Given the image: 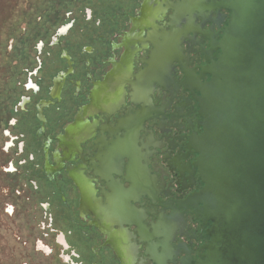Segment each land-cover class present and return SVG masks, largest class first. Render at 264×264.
I'll return each mask as SVG.
<instances>
[{
    "label": "flooded vegetation",
    "instance_id": "af4514ba",
    "mask_svg": "<svg viewBox=\"0 0 264 264\" xmlns=\"http://www.w3.org/2000/svg\"><path fill=\"white\" fill-rule=\"evenodd\" d=\"M142 2L138 0L137 8L132 13L118 5L104 9V16L96 17L93 10L87 8L91 12L88 20H93V23L102 28L106 16L111 22L110 18L116 12L119 15L121 12L127 20L135 22L136 13L142 10ZM150 3L153 8H148L143 14L142 27L149 26L151 30L144 32L142 37L139 30L138 36L131 39L130 44L126 45L125 61L117 65L112 58L115 55L113 52L101 61L102 64L109 66L115 64L120 72L115 84L121 89L128 86L130 92L120 89L122 94L120 100H122L119 101V105V102L117 103L118 107L116 106L114 110L104 104H101L100 108H93L87 102L84 103L87 107L84 111L83 104L78 105L76 112L61 129L64 131L63 134L68 129L71 132L74 123L80 122L83 130L74 140L71 151L61 157L59 163L64 164L72 160L74 152L79 151L76 146L82 142L84 150L80 149L78 158H81L85 173L79 175L83 181L81 185L85 190L97 195V200H94L96 207L95 203L93 204L94 210H97V220L92 227H95L101 235L99 247L110 248L123 264H196L197 262L202 264L206 260L204 254L210 242L207 230L211 222L206 221V223L190 202L191 198L204 187L197 171L198 153L193 145L195 137L201 134L203 120L199 106L201 95L199 83L208 82L211 78V75L207 74V69L212 61L218 60L221 55L219 42L231 17V11L221 6L222 0H150ZM141 13L142 11L139 17ZM72 14L73 12L68 14L70 21L57 29L58 32L56 31L52 36L53 41L51 38L49 43V45L53 43L49 48L54 46L60 48L58 59L65 62H63L64 70L61 69V72L53 77L49 92L58 102L61 83H70L71 86H75L74 99H81L78 100L81 103L83 99H89V94L95 93L93 92L95 89L82 86L79 83L81 78L75 80L69 77L75 73V66L78 69L81 64L87 65V62H83L85 58L83 61L82 58L76 60L69 53L70 50L63 46L64 42L56 41L57 35H65L74 29L77 19L70 17ZM116 14L115 16H119ZM40 19L39 17L38 20ZM156 21L160 24L154 25ZM25 26L24 24L21 28L22 31L26 29ZM149 32L155 35L153 39L148 35ZM122 33H119V36ZM99 37L104 39L105 32L99 33ZM165 38L169 43L171 42L175 50L174 53H170L165 63V72L161 77L146 74L145 78L143 77L146 79V84L143 82L144 79L139 81L136 75L147 67L146 61L150 60L152 50L155 49L153 43L161 48L162 45L167 47ZM10 42L12 50L13 40ZM118 48L120 47H114L115 50ZM84 49H81L80 53H86ZM37 50L41 53L42 47L39 45ZM40 53L35 57L36 67L33 69L34 72H30L32 77L37 76L42 67L43 62L39 61ZM89 61V65L93 64L90 59ZM113 69L108 70L107 74L104 73L100 79H94L96 74H92L89 68H85L87 72L84 75L91 88L104 87L105 82L112 79ZM32 77L28 81L30 88L34 82ZM112 81L114 82V79ZM38 92L40 89L35 93ZM83 92L85 96H82ZM30 99L31 97L28 102ZM19 105L22 107L21 104ZM59 110H62L61 115H63L64 109ZM38 111L37 119L42 121V108L39 103ZM83 111L84 114L80 115ZM120 113H123L122 117ZM116 114H119V117L115 118ZM12 121H14L13 125L18 122L14 119ZM120 129L125 130L119 131ZM38 130H41V127ZM6 132L9 133V129ZM58 136V134L54 136L49 134L42 143L45 146L46 139L50 137L49 152H52L53 160L55 147L52 149V144L53 141L58 144ZM20 138L19 135H16L15 139L12 138L10 148L13 147L14 140L23 142ZM128 143L144 157L141 165L143 174L139 177L135 174L137 162L133 159L134 162L131 161L129 164V160L123 158L126 151L121 155L120 162L119 159L117 160V149L121 146L126 148ZM10 148H7V151ZM129 150L131 153V149ZM30 156L35 160L33 152L29 154ZM54 165L57 166L58 162ZM15 169L14 172L19 171L18 168ZM90 171L91 175H89ZM118 172L121 173L120 176L116 174ZM68 173L67 170L66 176ZM58 174L59 172L55 173ZM67 177L68 180L72 179L69 175ZM54 178L57 179L56 176ZM109 187L113 188V192ZM112 194L114 197L111 198ZM137 203L139 206L136 205ZM121 205L124 210H120ZM134 211L139 213L137 216L139 219L133 217ZM120 212L125 213L126 222H122ZM132 222H138L139 226ZM50 224V228L57 233L53 223ZM91 225L89 222H84L81 226L90 230ZM103 235L106 239L102 238Z\"/></svg>",
    "mask_w": 264,
    "mask_h": 264
},
{
    "label": "water",
    "instance_id": "95a60500",
    "mask_svg": "<svg viewBox=\"0 0 264 264\" xmlns=\"http://www.w3.org/2000/svg\"><path fill=\"white\" fill-rule=\"evenodd\" d=\"M142 1L141 17L139 11L135 22L127 21L122 30L124 32H121L122 35L109 53H115L112 58L117 65L125 61L126 45L130 44L134 36H138V31L141 30L142 37L150 29L149 26L142 27V20L146 10L153 7L150 0ZM221 6L231 11V17L219 42L221 55L207 69V74L211 75L210 80L198 82L201 91L200 114L203 120L201 134L195 137L193 145L198 153L197 171L204 187L190 202L205 222H211L207 230L210 242L204 254L206 260L202 264H264V0H222ZM157 24L160 23L156 21L154 25ZM171 26L173 27L172 24ZM148 35L152 39L155 36L153 32ZM165 45L167 47L162 45L161 48L153 43L155 49L152 50L150 60L146 61L147 67L136 75L139 81L146 74L152 77L163 75L170 53L175 52L171 42L167 40ZM117 46L120 48L115 50L114 47ZM115 67L114 63L111 66H101L94 79L102 78L104 73L107 74L108 70L114 68L111 71L114 82L112 79L107 80L104 87L91 88L90 85L89 88L95 89L93 92L97 95L90 93L89 99H83V103L78 104H83L82 110H87L84 106L87 102L93 108H100L101 104L112 110L118 107L123 88H118L115 84V79L120 77V72ZM143 82L146 84V79ZM127 87L123 90L130 92ZM77 109L78 106L74 112ZM116 116L119 117V114L114 115L115 118ZM122 116L123 113H120V117ZM72 127L71 132L68 129L63 134L62 131L58 144L55 142L52 147H55L53 154L59 161L71 151L74 140L82 133L80 122H75ZM121 130L125 129L119 131ZM76 149L84 150L82 142ZM79 151L74 152L72 160L62 165L78 185L80 224L91 223V229L87 230L100 239L101 235L92 227L97 220V210L93 206L97 195L81 185L83 181L79 175L82 176L85 171L82 169L81 158H78ZM125 151L123 158L128 159L129 164L134 159L137 162L135 174L137 177L141 176L143 155L128 143L126 148L121 146L116 151L119 162ZM116 174L121 175L119 172ZM109 189L113 192V188ZM136 205L139 206V203ZM120 210H124L122 205ZM120 213L122 222H126L125 213ZM132 215L139 219L138 212L134 211ZM132 223L139 226L138 222ZM102 238L106 239V236L103 235ZM115 254L113 252V264H123Z\"/></svg>",
    "mask_w": 264,
    "mask_h": 264
},
{
    "label": "rangeland",
    "instance_id": "374dc122",
    "mask_svg": "<svg viewBox=\"0 0 264 264\" xmlns=\"http://www.w3.org/2000/svg\"><path fill=\"white\" fill-rule=\"evenodd\" d=\"M110 1H113L111 7L106 0H77L76 5H72L73 14L70 17H76L78 25L65 35H57L56 41L64 42L63 46L70 50L69 53L76 60L82 58L83 61L85 58L83 62H87V65L81 64L79 71L75 66V73L69 78H81L79 83L87 89L91 84L84 75L87 72L85 68L97 75L103 65L101 61L107 58L128 21L121 12L120 15L116 12L119 16L114 14V18H110L111 22L106 16L100 28L93 20H88L91 13L89 9L96 16H104V9L119 5L132 13L138 3V0H116V4L115 0ZM43 5L40 0H0V112L3 113L5 104L9 102L12 105L18 98L22 105L18 104L21 109L17 124L9 122V133L6 132L5 123L0 124V264H113V252L108 247H99L100 240L80 224L76 181L69 173L72 182L67 179V170L61 163L58 162L56 166L46 161L50 137L46 139L45 146L42 143L47 135L60 134L64 123L69 121L77 108L78 100H81L74 99L75 86L70 83H61L62 90L58 95L62 99L60 102V99L57 102L46 90L53 80H50L56 70L53 68L64 70V63L58 59L60 48H49L53 43L45 45L42 41L39 44L42 47L41 53L37 50L38 44L37 48L27 50L30 63L36 61L35 56L39 53V61L44 62L45 68L37 76H30V72L27 76V82L31 77L34 82L39 76L45 78L43 88H46L38 93L29 90L30 85H21L25 79L24 66L21 64L23 59H20L23 57L19 52L16 55L9 53L12 40H7L9 35L6 37L8 24L15 23L18 31L24 26L30 12ZM85 6L89 9H85ZM103 32L104 39L99 37V33ZM81 49L86 50V53H80ZM89 59L93 64L89 65ZM39 61L37 63L40 64ZM37 102L42 108L40 126L36 121L39 112ZM59 109H64L63 115ZM39 127L41 130H38ZM16 135L21 137L24 145L14 140L10 148L12 138L15 139ZM54 144L55 141L52 147ZM7 148L10 149L7 151ZM31 152L35 154V160L29 157ZM51 155L52 152H49V160L53 162ZM54 161L56 164L55 158ZM15 167L19 169L18 172H14ZM57 172L59 174L55 175ZM50 223H53L57 233L63 231L71 247L66 248L57 242L59 236L50 228Z\"/></svg>",
    "mask_w": 264,
    "mask_h": 264
},
{
    "label": "trees",
    "instance_id": "16d2710c",
    "mask_svg": "<svg viewBox=\"0 0 264 264\" xmlns=\"http://www.w3.org/2000/svg\"><path fill=\"white\" fill-rule=\"evenodd\" d=\"M77 0H41V3L43 2L44 5L35 8V11H31L29 14V17L27 20L24 21V24L26 25V29L22 31V29H19L16 31V26L15 23L8 24V28L6 29V37L9 35V40H13V48L11 52H9L11 55L17 54V52L20 53V56H22L23 59L21 64L24 66L23 70L25 73V79H23L21 85H24L27 81V76L29 72H32L33 69L36 67V61L33 63H30V59L28 58V52L29 48H34L36 47L37 43L39 41H43L45 45H49L50 40L52 36L55 34L57 29L68 23L70 21V18L66 17L67 13H72L73 7L72 5H76ZM112 1H108L107 4H111ZM106 4V5H107ZM88 6H85L84 8H87ZM111 7V6H110ZM95 17L96 14L94 13ZM41 18L40 21L38 18ZM77 19V18H76ZM78 25V21L76 20L75 27ZM74 27V28H75ZM16 40V41H15ZM36 57V56H35ZM62 63L64 60H60ZM44 63V62H43ZM42 63V67L40 68L39 72L44 70V64ZM65 63V62H64ZM53 69H56L53 72L52 77L50 78L53 79V77L58 74V72L61 70L57 67H54ZM36 83L40 86V91L41 89L44 90V82L45 78L42 76H39V78H35ZM52 85V82L47 86L46 90H49V87ZM12 97V96H11ZM9 99H7L8 101ZM12 100V99H11ZM10 100V101H11ZM21 102V100L18 98V101L14 100V103L12 105H9V102L5 104L3 107L4 111L3 113L0 112V124L2 122L5 123V129H7L10 125L9 122L12 119L17 120L18 113L20 112V107L18 104ZM18 106V107H17ZM30 110V109H29ZM18 121V120H17ZM36 121L39 123L40 126V120L36 119Z\"/></svg>",
    "mask_w": 264,
    "mask_h": 264
},
{
    "label": "crops",
    "instance_id": "0c3cea01",
    "mask_svg": "<svg viewBox=\"0 0 264 264\" xmlns=\"http://www.w3.org/2000/svg\"><path fill=\"white\" fill-rule=\"evenodd\" d=\"M32 80H31V84H32ZM26 85H28L29 86V82L26 84ZM63 85V84H62ZM32 86V88H30V87H28L30 90H33V91H35V92H37L39 89H40V87H39V85L36 83V82H33V85H31ZM34 86V87H33ZM61 90H62V87H61V89L59 90V92H58V95L60 94V92H61ZM55 96V95H54ZM24 99H25V97H24ZM42 112V111H41ZM42 117V116H41ZM60 134H61V132H60ZM60 134H58L59 136H60ZM58 136V137H59ZM57 137V138H58ZM54 158H55V160L57 161V162H59V160L55 157V155H54ZM50 157H49V151H48V153H46V161L48 162V164L50 165H52V164H55V161L52 159V161L53 162H51L50 160ZM64 198H65V196H63ZM58 241H59V243L62 245V246H65L66 248L67 247H69V244H70V242H68V239L66 238V236H65V234L63 233V232H61L60 234H58Z\"/></svg>",
    "mask_w": 264,
    "mask_h": 264
}]
</instances>
